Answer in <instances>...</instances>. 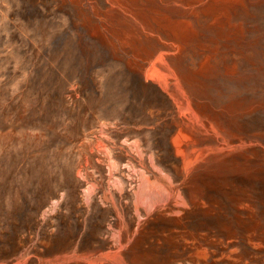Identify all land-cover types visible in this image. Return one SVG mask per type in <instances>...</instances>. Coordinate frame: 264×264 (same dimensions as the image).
Returning <instances> with one entry per match:
<instances>
[{"label":"rangeland","instance_id":"1","mask_svg":"<svg viewBox=\"0 0 264 264\" xmlns=\"http://www.w3.org/2000/svg\"><path fill=\"white\" fill-rule=\"evenodd\" d=\"M0 264H264V0H0Z\"/></svg>","mask_w":264,"mask_h":264},{"label":"bare ground","instance_id":"2","mask_svg":"<svg viewBox=\"0 0 264 264\" xmlns=\"http://www.w3.org/2000/svg\"><path fill=\"white\" fill-rule=\"evenodd\" d=\"M119 18V17H118Z\"/></svg>","mask_w":264,"mask_h":264}]
</instances>
